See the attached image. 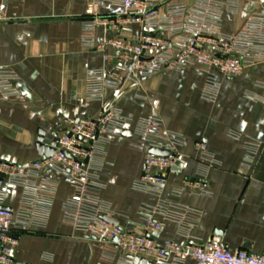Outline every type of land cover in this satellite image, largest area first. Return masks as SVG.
Wrapping results in <instances>:
<instances>
[{"label": "crops", "instance_id": "0c3cea01", "mask_svg": "<svg viewBox=\"0 0 264 264\" xmlns=\"http://www.w3.org/2000/svg\"><path fill=\"white\" fill-rule=\"evenodd\" d=\"M95 1L101 15H116L119 0L1 1L6 18L0 21V70L17 73L14 85L18 95L0 99V160L26 165L40 157L36 145L41 130H58L67 118L96 116L109 107L118 108L126 123L110 137L98 172L104 184L101 197L111 204L114 218L122 225L143 227L144 216L163 221L157 212L161 205L175 211L190 207L201 212L199 222L190 230L192 239L205 246L219 237L229 249L264 254V90L260 86L264 59L247 65L237 76H219L214 101L203 98L209 74L195 63L148 78L135 75L121 89L106 88L102 100L89 101L85 97L88 70L113 67L101 50L89 49L81 42L85 10ZM174 1L194 8L208 0ZM230 1L237 5L234 12L226 4L215 11L217 31L224 36L237 34L249 18L264 14V0ZM125 30L135 37L142 33L138 24H125ZM96 34L114 36L101 23ZM183 35L192 33L186 30ZM144 119L156 120L161 130L181 136L183 144L178 150L189 164L183 174L167 176L159 195L134 187L144 172L145 153L136 147L144 145L136 133L137 123ZM232 132L240 136L233 137ZM250 139L259 141L260 147L245 167ZM198 142L205 143L217 161L207 176L212 194L185 191L175 196L173 189L196 175ZM48 176L58 184L48 223L41 229L21 230L13 248L15 260L28 264H116V258L105 254L102 242L64 223L62 207L72 183L60 173ZM4 189V205L17 211L23 190L9 184ZM163 224L153 235L159 245L187 242L181 223L167 219ZM185 264L196 263L188 260Z\"/></svg>", "mask_w": 264, "mask_h": 264}, {"label": "built area", "instance_id": "2783aa9c", "mask_svg": "<svg viewBox=\"0 0 264 264\" xmlns=\"http://www.w3.org/2000/svg\"><path fill=\"white\" fill-rule=\"evenodd\" d=\"M0 21L5 20L1 8ZM228 0H208L203 6L188 7L174 0H119L114 17L103 16L99 2H91L85 10L81 42L89 49L101 50L104 59L113 64L110 70L90 69L86 77L85 97L99 101L106 88L121 89L135 75L152 77L179 65L195 63L209 74L203 98L214 101L219 92L218 77L237 76L247 65L264 59V14L249 18L243 29L235 35L224 36L217 31L219 22L215 11L227 5L234 12L237 5ZM164 8V12L162 11ZM114 32L107 38L97 36L98 24ZM125 24L142 27L140 36L126 34ZM189 30L192 35L184 36ZM113 49V53L110 51ZM132 65V66H131ZM17 73L0 70V99L9 100L18 95L15 88ZM264 90V74L260 81ZM264 102V99H262ZM126 118L115 107H109L96 116L79 119L67 118L58 130H48L44 145L49 146L57 132L55 151L51 156H41L26 165L0 160V264H28L16 261L13 248L22 229H41L47 225L58 184L48 175H66L72 183V192L63 203V221L75 231L95 237L105 246V254L116 258V264H135L130 255L149 260L167 261L168 264H264V254H254L245 249H229L221 238H212L205 246L190 243V230L201 218V212L182 207L173 210L161 205L158 213L163 221L144 216L142 226L150 235L128 231L114 225L104 217L114 218L111 204L101 197L104 184L98 172L102 166L105 147L110 137L120 132ZM136 133L144 145H137L145 153L144 172L134 183L135 189L161 194L170 173L183 174L188 161L178 147L183 144L181 136L161 130L153 119L140 120ZM232 136L238 138L237 132ZM151 147L168 150L166 156L150 153ZM198 167L194 177L185 178L180 187L173 189L175 196L188 191L193 195H211L208 181L209 169L216 165L214 156L203 142H198ZM260 142L250 139L247 143L245 167L258 152ZM182 162L176 166V162ZM178 167V171L174 170ZM23 190L22 203L17 211L2 208L5 200L4 185ZM115 219V218H114ZM173 219L182 224L184 244L167 242L159 245L152 236L163 228L164 220Z\"/></svg>", "mask_w": 264, "mask_h": 264}, {"label": "water", "instance_id": "95a60500", "mask_svg": "<svg viewBox=\"0 0 264 264\" xmlns=\"http://www.w3.org/2000/svg\"><path fill=\"white\" fill-rule=\"evenodd\" d=\"M44 135H45V131L41 130L40 133H39V136L37 138V145L36 146H37V151H38L39 155L44 156V157H48V156H51L54 153V151H55V145L57 143V132L53 133L54 139L52 140V142H51V144L49 146H45L44 145V142H43ZM148 151L150 153H153V154H156V155H164V156H166V155H168L170 153L168 150L157 148V147H151ZM181 165H182V162H180V161L176 162V166H181ZM173 169L177 170V171L179 170L178 167H174ZM4 176L5 175L0 173V177L4 178ZM2 208L11 210L9 207H7L5 205H3ZM104 218L107 221H109L112 224H114V225L121 226L120 221H118L117 219H114V218H111V217H104ZM123 227L125 229H127L128 231H131V232L137 231V232H140V233H143V234H146V235H150L148 232H146V230L143 227H135V226H133L131 224H125V225H123ZM218 232L221 233V231L216 230V233H218ZM190 243L198 245V246H204L203 242H200V241H197V240H194V239H191ZM130 257L133 259L135 264H157V262L155 260H149L146 257L133 256V255H130Z\"/></svg>", "mask_w": 264, "mask_h": 264}, {"label": "rangeland", "instance_id": "374dc122", "mask_svg": "<svg viewBox=\"0 0 264 264\" xmlns=\"http://www.w3.org/2000/svg\"><path fill=\"white\" fill-rule=\"evenodd\" d=\"M195 227V226H194Z\"/></svg>", "mask_w": 264, "mask_h": 264}]
</instances>
